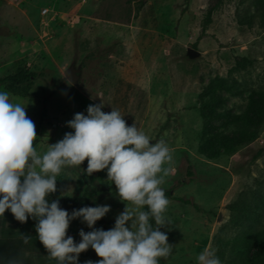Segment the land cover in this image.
Listing matches in <instances>:
<instances>
[{
  "label": "rangeland",
  "instance_id": "obj_1",
  "mask_svg": "<svg viewBox=\"0 0 264 264\" xmlns=\"http://www.w3.org/2000/svg\"><path fill=\"white\" fill-rule=\"evenodd\" d=\"M207 3L0 0V78L18 68L42 75L27 96L8 92L35 123L39 154L73 131L67 122L76 113L87 115L90 104L101 102L102 111L119 110L151 143L163 139L170 147L172 171L161 187L171 192L165 215L172 223L161 231L175 247L162 264H198L205 248L227 264L232 238L252 223L250 216L236 222L229 206L264 195V124L256 140L246 139L264 96V0H222L209 20ZM70 69L75 83L66 76ZM86 168L87 160L64 167L56 193L81 197L91 189L83 205L63 209L108 205L101 221L109 230L125 204L106 169L91 181ZM6 228L0 220V238ZM81 229L92 230L73 220L67 234L79 243ZM99 259L89 248L79 264ZM17 260L41 262L35 254Z\"/></svg>",
  "mask_w": 264,
  "mask_h": 264
},
{
  "label": "clouds",
  "instance_id": "obj_2",
  "mask_svg": "<svg viewBox=\"0 0 264 264\" xmlns=\"http://www.w3.org/2000/svg\"><path fill=\"white\" fill-rule=\"evenodd\" d=\"M104 106L90 104L87 115L76 113L67 122L73 131L48 144L41 155L34 147L36 127L26 107L0 91V216L10 210L22 224L30 217L37 221V238L58 264H79V255L89 248L100 258L96 264H159L175 247L161 231L172 223L165 215L170 201L161 187L172 171L171 149L163 139L151 143L135 122L128 126L119 110L106 113ZM85 160L89 175L107 170V181L115 185L117 197L125 204L114 227L106 231L94 225L110 206H85L69 214L59 199H48L58 190L56 177L61 170ZM77 219L92 229L79 231V243L67 234L70 222ZM22 236L25 243L31 239ZM216 251L205 248L198 264H221Z\"/></svg>",
  "mask_w": 264,
  "mask_h": 264
},
{
  "label": "trees",
  "instance_id": "obj_3",
  "mask_svg": "<svg viewBox=\"0 0 264 264\" xmlns=\"http://www.w3.org/2000/svg\"><path fill=\"white\" fill-rule=\"evenodd\" d=\"M221 2L222 0H208L206 10L207 20L219 8ZM260 24L264 28V13L260 15ZM39 77H42V75L37 72L18 68L14 73L0 78V84H3L5 90L10 94L25 97L31 89V84ZM206 111L207 107L203 106L201 108L203 117H205ZM263 124L264 96L255 110L254 128H249L247 130L248 134L246 131L248 143L258 138V130ZM188 174L191 175L190 172ZM87 175L91 181H94L99 176V172L93 173L92 175L87 173ZM90 191L91 189H86L81 197H62L54 193L48 199L49 202L59 199L61 208H71L83 205ZM164 192L166 197L171 196L170 191ZM252 200H255V202ZM250 202L252 203H243L238 200L229 206V209L236 216V222L240 223L242 222V218L250 216L249 218L252 220V223L249 224L247 233H239L232 238V254L234 258L229 260L227 264H264V215L257 218L256 216L254 217V214H256L255 210L264 209V195L257 196V199L255 194L252 195ZM0 220L9 225V228H6L5 233L0 238V264H8L9 260L13 259L18 262L17 259L23 258L25 254L38 255L41 258L40 264H58L57 260L49 258L46 249L37 238L35 231L37 221L30 217L26 223L22 224L13 217L10 210L6 211L4 216H0ZM150 223L155 227L154 220H150ZM95 226L97 229L104 230L101 220L97 221ZM22 235L30 236L31 239L25 243ZM159 264H162L161 259L159 260Z\"/></svg>",
  "mask_w": 264,
  "mask_h": 264
},
{
  "label": "water",
  "instance_id": "obj_4",
  "mask_svg": "<svg viewBox=\"0 0 264 264\" xmlns=\"http://www.w3.org/2000/svg\"><path fill=\"white\" fill-rule=\"evenodd\" d=\"M193 54V53H191ZM67 78L69 81H71L72 83L76 82V77L73 75V69H70L67 74H66Z\"/></svg>",
  "mask_w": 264,
  "mask_h": 264
}]
</instances>
